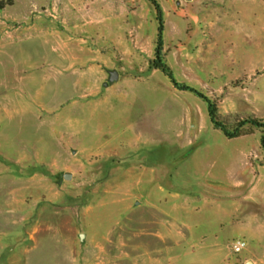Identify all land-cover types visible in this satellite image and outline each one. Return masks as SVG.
I'll return each instance as SVG.
<instances>
[{
    "label": "rangeland",
    "instance_id": "rangeland-1",
    "mask_svg": "<svg viewBox=\"0 0 264 264\" xmlns=\"http://www.w3.org/2000/svg\"><path fill=\"white\" fill-rule=\"evenodd\" d=\"M155 1L178 84L264 122V0ZM157 34L149 0H0V264H264V131Z\"/></svg>",
    "mask_w": 264,
    "mask_h": 264
},
{
    "label": "trees",
    "instance_id": "trees-1",
    "mask_svg": "<svg viewBox=\"0 0 264 264\" xmlns=\"http://www.w3.org/2000/svg\"><path fill=\"white\" fill-rule=\"evenodd\" d=\"M152 2V4L155 7L156 13H157V21H158V34H157V49H156V58L153 61V67L157 70H160L162 73H164L170 80L171 82L177 87L178 89L185 90V91H190L197 95L199 98L203 99L207 105H208V111H209V116L211 118L212 123L214 124L216 129L221 130L224 135L229 138V139H235L240 137L242 134L241 130L248 124H251L252 126H256L264 131V122L263 121H258V120H253L251 122L249 121H244L240 123L237 128L234 131H230L228 128L223 126L222 123L218 122L217 120V109L216 106L207 98L205 97L201 92H198L197 90H193L187 86L180 85L178 82L175 80L173 74L169 70V68L166 66L163 60V33H164V21H163V12L160 7V5L155 1V0H149ZM261 147L264 152V133L261 137Z\"/></svg>",
    "mask_w": 264,
    "mask_h": 264
},
{
    "label": "water",
    "instance_id": "water-1",
    "mask_svg": "<svg viewBox=\"0 0 264 264\" xmlns=\"http://www.w3.org/2000/svg\"><path fill=\"white\" fill-rule=\"evenodd\" d=\"M119 80V74L117 71L113 70V71H109V79H108V83L109 84H113L115 82H117ZM71 174H66L65 175V179L66 180H70ZM247 264H252V262H248Z\"/></svg>",
    "mask_w": 264,
    "mask_h": 264
},
{
    "label": "built area",
    "instance_id": "built-area-1",
    "mask_svg": "<svg viewBox=\"0 0 264 264\" xmlns=\"http://www.w3.org/2000/svg\"><path fill=\"white\" fill-rule=\"evenodd\" d=\"M246 245H247L246 242L238 241V242H236L234 244L233 250H234L235 253H240V252H242L243 250L246 249Z\"/></svg>",
    "mask_w": 264,
    "mask_h": 264
}]
</instances>
